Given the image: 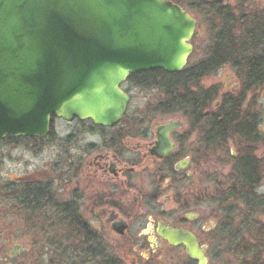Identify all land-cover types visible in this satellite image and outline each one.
I'll use <instances>...</instances> for the list:
<instances>
[{"label":"flooded vegetation","instance_id":"flooded-vegetation-1","mask_svg":"<svg viewBox=\"0 0 264 264\" xmlns=\"http://www.w3.org/2000/svg\"><path fill=\"white\" fill-rule=\"evenodd\" d=\"M229 2L183 8L196 23L184 68L128 76L120 86L128 104L114 126L51 116L41 138L0 139V264H167L175 249L198 264L161 238L163 228L194 236L208 264L201 234L214 227L199 226L192 207L209 201L193 179L212 155H264L263 119L245 114L258 103L264 65L238 51L247 39L264 44V0ZM195 14L207 17L208 36L192 64ZM151 75H175L174 95ZM169 121L176 128L158 136Z\"/></svg>","mask_w":264,"mask_h":264},{"label":"water","instance_id":"water-1","mask_svg":"<svg viewBox=\"0 0 264 264\" xmlns=\"http://www.w3.org/2000/svg\"><path fill=\"white\" fill-rule=\"evenodd\" d=\"M195 28L168 0H0V139L41 138L51 116L114 126L129 100L121 84L143 71L182 70ZM176 126L169 121L158 136ZM160 236L206 264L190 233Z\"/></svg>","mask_w":264,"mask_h":264},{"label":"rangeland","instance_id":"rangeland-1","mask_svg":"<svg viewBox=\"0 0 264 264\" xmlns=\"http://www.w3.org/2000/svg\"><path fill=\"white\" fill-rule=\"evenodd\" d=\"M229 3L238 6L240 0H233ZM252 5H255V2H252ZM195 16L199 20L197 36L194 41L196 46L193 57L190 59L192 64L196 62L198 56L203 55L206 51L207 48L204 45L208 36L207 17L200 14H195ZM219 32L216 31V33ZM231 32L239 35L241 31L232 29ZM241 54L261 56L264 65V44L245 50ZM255 93L258 103L256 106L247 108L245 114L247 116L256 115L263 119L264 82ZM134 98L133 108H143L142 98L139 99L138 94L134 95ZM156 120L159 121L160 118ZM6 150H0V155ZM12 155L20 154L13 153ZM242 156L212 155L209 164L200 168L197 179H193L197 182L198 190L201 189L198 198L209 201L206 204L205 202L197 203V207L196 205L192 207L201 216L198 221L199 226L203 225L206 229L214 227L212 231L201 234L208 248V264H264V209L261 208L259 211L253 207L255 201L257 204L258 197L264 196V155H253L259 165H262V179L258 181V187L254 192L250 194L253 202L251 197L243 193L239 194L242 184H240L241 178L235 165ZM20 225L24 226V224ZM168 257L171 260L168 259L167 264H187L181 249L171 251Z\"/></svg>","mask_w":264,"mask_h":264},{"label":"trees","instance_id":"trees-1","mask_svg":"<svg viewBox=\"0 0 264 264\" xmlns=\"http://www.w3.org/2000/svg\"><path fill=\"white\" fill-rule=\"evenodd\" d=\"M173 2L182 7V8H192V7H207V0H173ZM218 41L216 40L215 44H217L218 46ZM217 46L215 48V50L217 51ZM253 45L249 44L248 39L245 41V44L243 46H240V50L238 49V51H245L248 49H253ZM220 53L221 54V48H219ZM153 73L156 74H161L160 70L158 71H152ZM264 72V69H263ZM151 80L150 81H154V80H159L162 79L167 82V85L165 86L167 93H171L172 95H174L175 92V82H176V77L175 75H151L150 76ZM264 81V78L262 79ZM146 81V80H145ZM145 83H142V86ZM236 170L239 173V176L241 178V182L240 184H242V188H240V192L239 194H244L246 196H250V194L252 192H254V190L258 187V181L260 179H262L261 176V168L262 165H259L258 161L256 159H254L253 155H243L241 157V159L236 162ZM257 198V197H256ZM252 199V197H251ZM256 200V199H255ZM253 202V199H252ZM253 207H256L259 211L260 209H264V196H262L261 198L258 197V202L256 204V201L253 203Z\"/></svg>","mask_w":264,"mask_h":264}]
</instances>
